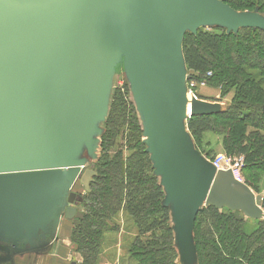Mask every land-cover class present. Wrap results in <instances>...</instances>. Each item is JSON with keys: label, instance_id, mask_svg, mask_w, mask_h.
Segmentation results:
<instances>
[{"label": "water", "instance_id": "obj_1", "mask_svg": "<svg viewBox=\"0 0 264 264\" xmlns=\"http://www.w3.org/2000/svg\"><path fill=\"white\" fill-rule=\"evenodd\" d=\"M116 1L0 0V136L18 131L20 122L24 124L23 131L31 125L32 110L44 103L45 89L52 80L63 78L70 84L69 89L76 97L83 90L89 87L91 89L93 82L87 86L80 80L78 88L73 85L78 76L67 73L68 58L72 54L78 62L85 65L79 71L86 73L92 68L88 63L91 54L87 45H91V39L101 30L102 20L110 17ZM126 1L132 7V37L138 62L137 72L143 90L142 104L152 126L159 130L169 129L176 122L181 92L175 58V44L180 34L177 40L175 35L181 23H187L205 8H218V4L210 0ZM253 12L256 13L257 10ZM221 17L225 19V28L229 32L252 25L264 29V25H255L254 22L246 24L245 18H241V25H238L227 12ZM101 69L99 61L96 72L85 75L92 80L95 76L94 81H97L101 79ZM94 87L95 84L93 89ZM64 93L67 91L61 94L56 91L55 100L49 104L57 123L60 119L59 114H56L58 100L65 96ZM83 105L87 110L91 108V104L84 102L80 107ZM223 110L224 106L218 101L191 95L188 118ZM74 117L79 126H82V122L89 123L91 119L89 116L80 118L76 114ZM51 124L44 116V119L37 120L36 128L50 146L46 154L58 157L63 170L48 168L0 172V219L7 214L23 219L40 206L47 186L66 173L64 169L69 161L48 135L52 130ZM29 129L32 127L27 130ZM23 147L27 148L28 144L25 143ZM147 151L155 176L161 178L159 184L164 193L162 203L170 209L174 221L180 223L176 239L185 242L188 238L198 210L196 205L199 206L200 201L205 207L213 205L219 211L223 208L233 212L240 211L244 219L264 222V197L255 194L245 182L235 178L230 169L215 170L209 162L207 165L210 173L198 177V172H195L193 176H189L190 165L194 161L203 163V160L193 153L188 134L159 136L150 149L147 145ZM92 166L91 164L90 168H85L79 175V182L85 191H89V185L96 175ZM196 178L200 180L202 188L194 192L193 188L198 183ZM174 184L178 186L176 190L172 186ZM63 192L64 188L61 193ZM175 197L178 198V204L174 207L172 198ZM77 199L80 198L75 192H68L64 203V218L82 217V213L74 206ZM18 245L17 240L0 234V264L10 262L11 252Z\"/></svg>", "mask_w": 264, "mask_h": 264}, {"label": "trees", "instance_id": "obj_2", "mask_svg": "<svg viewBox=\"0 0 264 264\" xmlns=\"http://www.w3.org/2000/svg\"><path fill=\"white\" fill-rule=\"evenodd\" d=\"M223 1L264 13V0ZM181 47L189 70L203 76L208 72L205 82L233 93L232 105L223 111L189 117V133L197 142L206 132L222 135L228 151L230 144H236L233 150L243 157V166L256 165L264 172V29H199L184 35ZM136 121L127 89L116 86L100 138V156L92 164L96 175L82 199V217L75 218L70 235L81 256L79 264H97L101 238L114 229L111 220L121 210L136 228L129 257L137 264H176L169 210L162 203L164 193ZM124 124L128 130L120 128ZM247 125L256 129L248 136ZM192 230L198 264H264L262 220L244 219L240 211H219L209 205L197 210Z\"/></svg>", "mask_w": 264, "mask_h": 264}, {"label": "rangeland", "instance_id": "obj_3", "mask_svg": "<svg viewBox=\"0 0 264 264\" xmlns=\"http://www.w3.org/2000/svg\"><path fill=\"white\" fill-rule=\"evenodd\" d=\"M210 1L217 2L218 8H205L202 12L200 11L201 13L199 12L192 16L186 21L187 23L184 22L183 26L186 25L184 28L182 26L183 29L181 28L179 30L178 35L180 34V36L178 38L177 35L178 40L176 38L175 58L181 92L177 105L176 122L169 129L159 130L155 126H152L151 120L145 112V107L141 101L143 90L137 72L138 62L132 37V7L126 0H117L116 7L111 11L110 17L102 20L101 30L97 32L96 37L91 39V45L89 43V45H87L89 47V53L91 54L90 59L88 58V63L92 68H89L86 73L79 71V69L84 68L85 65L78 62L72 54H70L68 58L67 73H73L72 75L78 76L77 81H74L73 85L78 88L80 86V80H83L85 83L84 85L87 86L93 82L91 89L89 87L87 90H83V93L76 97L69 89L70 84H67V81L63 78L52 80L45 89L44 95H46V97L44 103L32 110L31 125L28 126V128L32 127V129L27 130V128L23 131L24 124L20 122L18 131L5 133L0 136V172L48 168L63 170L61 160L58 157L54 155L50 157L46 154L50 146L39 135L36 128L37 120H41V118L44 119V116H46V118L52 122V130L48 132L50 139L55 142L59 151L61 150L62 153L64 152L63 156L69 161L68 166L64 169L66 173L57 181L47 186L44 199L38 208L26 215L23 219L13 217L11 214H7L0 219L1 236L11 240H17L19 245L16 249H49L56 228L61 222H65L62 224H67L71 227H74L76 224L77 221L75 218H64V203L66 202L68 192L73 191L76 193L77 197L80 198L79 200L77 199V201L75 200L74 206H76L80 212H83V207L81 206L82 199L87 191L83 189L79 182V175L85 168H90L91 164L95 163L100 156V138L109 110L111 93L116 86L127 89L130 108L133 116L137 119V124L140 126L141 138L145 143L146 149L147 145L150 149L154 140L162 135H171L172 133L189 135L193 153L196 154L198 159L203 160V163L194 161L190 165L189 176H193L195 172H198V177L202 174L210 173L207 163L214 159L217 154H222L226 156V158L231 159V161L239 156L233 150V147L236 148V144H230L232 147L231 151L224 148L222 144V135L215 132H206L197 142L189 133L186 127V121L189 114V101L191 95L208 101H218L222 103L224 107L228 108L233 103V101H231L233 93L232 90L226 91L222 85L215 86L213 83H209L208 81L205 82L203 77L207 78L206 75L209 74L208 72L203 76L189 70L183 59L181 45L184 35L187 33L195 34L199 29L211 30L220 28L229 32L225 28L227 26L225 19L221 17L223 13L227 12L230 14V16H232L231 20L234 22L237 21L238 25H241V20L244 18L246 19V24L254 22L255 25H264V13L258 11L255 13L253 12L254 10L248 9H237L223 0ZM255 28L260 27L255 26ZM237 30L238 29L231 31L236 32ZM99 61L103 73L101 79L94 81L96 78L95 76L92 80L86 77V75H91L96 72ZM94 84L95 87L93 89ZM56 91H58L59 94L63 91H67V93H64L65 96L58 100L59 106L56 114H59V123L56 122V119H53V112L51 108H49V104L55 100ZM46 101L47 103H45ZM84 102L86 104H91V110L85 109L84 105L80 107ZM49 110H51V112ZM75 114L80 118L89 116L91 119L89 123L82 122V126H79L76 124L77 120L74 117ZM120 128H126V130H128L126 124ZM246 128L247 136L250 130H256L248 125ZM146 130L148 131L146 132ZM257 138H260V136ZM246 140L249 142L250 139L247 137ZM238 142L245 141L242 140ZM25 143L28 144L27 148L23 147ZM261 158H263V155L259 156L258 160ZM238 175L241 181L247 183L255 194L264 197V172L257 169L256 165L243 166L242 163L238 170ZM157 179L158 183H160V176H158ZM196 179L198 183L197 186L193 188L194 192L202 188L200 180H198V178ZM172 186L175 190L178 187L176 184ZM62 188H64L63 193H61ZM200 203L202 204L201 201ZM197 204L199 203L197 202ZM201 204H199V206L196 205V207H198L197 209L203 206ZM168 210L169 223L174 226V231H172L174 236L173 246L177 252L175 263L198 264L193 240V230L188 232V238L185 242L176 239L178 231L180 232V223L179 221L175 222L173 216L170 218L171 211L170 209ZM61 218L63 219L61 220ZM112 219L111 224L115 225L114 229L107 230V232L103 234L101 245H109L111 238L116 240V238L118 239V237H121V248H123V253L127 255L128 246L136 234L133 220L122 210L118 211V214ZM187 219L188 218H186L185 222H187ZM176 228L177 232H175ZM60 229L61 232L59 234L62 235L64 233V226L63 228L61 226ZM69 243V249L75 251L77 246L76 243L72 240H70ZM101 245L100 248L102 247ZM99 262L100 259L97 260V264H99ZM118 264L137 263L130 257V260L128 258L119 260Z\"/></svg>", "mask_w": 264, "mask_h": 264}, {"label": "crops", "instance_id": "obj_4", "mask_svg": "<svg viewBox=\"0 0 264 264\" xmlns=\"http://www.w3.org/2000/svg\"><path fill=\"white\" fill-rule=\"evenodd\" d=\"M172 200L174 203L173 206L175 207L178 204V198L175 197ZM170 218H172V215ZM62 223L65 222H61L56 228L49 249L20 250L15 247L11 252V260L8 264H79L81 262L80 254L69 249L72 227L67 224L63 225ZM61 226L62 228L64 226V233L62 235L59 234L61 232ZM171 227L173 228V225ZM121 239V237L116 238V240L111 238L109 245H101L102 247L100 248L97 259H100L99 264H118L119 260L125 258L130 260L128 253L127 255L123 253Z\"/></svg>", "mask_w": 264, "mask_h": 264}, {"label": "built area", "instance_id": "obj_5", "mask_svg": "<svg viewBox=\"0 0 264 264\" xmlns=\"http://www.w3.org/2000/svg\"><path fill=\"white\" fill-rule=\"evenodd\" d=\"M210 163L215 168V170L230 169L234 177L237 178L238 180H241V178L238 175V170L243 163L242 156H238L237 158L231 161V159L226 158V156L222 154H217L215 158L210 161Z\"/></svg>", "mask_w": 264, "mask_h": 264}, {"label": "bare ground", "instance_id": "obj_6", "mask_svg": "<svg viewBox=\"0 0 264 264\" xmlns=\"http://www.w3.org/2000/svg\"><path fill=\"white\" fill-rule=\"evenodd\" d=\"M183 24H184V23H181V24H180V26H179V28H178V31H177V33H176V35H175V40H176L177 35H178V33H179V30L182 28ZM30 108H31V106H30ZM174 123H175V122H174Z\"/></svg>", "mask_w": 264, "mask_h": 264}]
</instances>
